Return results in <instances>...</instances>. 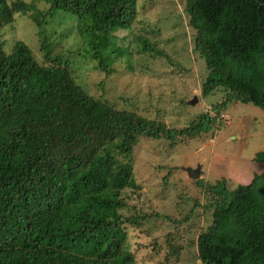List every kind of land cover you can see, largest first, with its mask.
Segmentation results:
<instances>
[{"label": "trees", "instance_id": "1", "mask_svg": "<svg viewBox=\"0 0 264 264\" xmlns=\"http://www.w3.org/2000/svg\"><path fill=\"white\" fill-rule=\"evenodd\" d=\"M35 1L46 7L26 0H9L7 6L26 15L36 35L63 15L79 40L73 55L87 56L105 73L120 55L128 57L116 43L123 37L116 31L131 34L137 0ZM180 1L193 30V49L207 69L201 93L225 91L222 101L183 129L89 94L76 81L73 60L55 53L45 36L39 41L41 60L21 40L6 48L0 41V264H112L126 254L128 226L138 227L150 215L118 212L125 207L122 189L137 186L128 180L130 159L111 169V184L101 180L107 165L116 162L110 153L130 156L139 136L194 137L217 122L230 100L252 103L264 113V0ZM135 40L167 58L155 41L142 35ZM93 132L104 136L106 146L87 165L71 145H85ZM57 144L64 148L61 160L44 165ZM253 160L264 165V150ZM99 182L104 190L92 189ZM199 186L208 197L201 207L210 210V222L196 238L199 262L264 264V168L233 188L224 179ZM106 205L113 206L112 214Z\"/></svg>", "mask_w": 264, "mask_h": 264}, {"label": "rangeland", "instance_id": "2", "mask_svg": "<svg viewBox=\"0 0 264 264\" xmlns=\"http://www.w3.org/2000/svg\"><path fill=\"white\" fill-rule=\"evenodd\" d=\"M26 1L39 9L46 7L35 0ZM7 2L0 0V41L5 42V48L21 40L41 60L39 41L45 36L55 53L73 60L70 66L76 81L89 94L115 108L135 110L178 130L195 122L199 114L209 112L212 104L224 99L223 89H213L206 95L201 93L207 69L193 49V30L180 0H137L131 34L116 31L119 37L123 35L117 45L124 47L129 55L113 60L109 65L113 70L108 73L98 69L87 56L73 55L80 45L70 19L63 15L53 17L44 25L45 33L36 35L26 15L11 13ZM141 35L155 41L167 58L143 50L135 40ZM216 121L209 130L194 137L139 136L130 156L115 153L117 150L110 153L116 162L112 160L107 165L101 180L111 184V169L130 159L128 180L137 186L122 189L125 207L118 212L124 216L150 215L138 227L128 226L126 254L120 253L122 258L117 257L112 264H202L197 259L196 238L209 224L210 210L201 207L208 197L199 184L224 179L233 188L249 182L264 167L253 160L257 151L264 150V113L259 107L230 100L224 103ZM104 141L103 135L93 132L85 145L73 144L71 149L90 165V159L106 146ZM63 150L57 144L53 157L45 159L43 164L58 163ZM196 165L198 175L191 178L184 168ZM92 189L102 190V183ZM106 208L108 213H113V206L106 205ZM156 213L167 215L171 220L155 216ZM117 241L122 244L124 238L118 237Z\"/></svg>", "mask_w": 264, "mask_h": 264}, {"label": "water", "instance_id": "3", "mask_svg": "<svg viewBox=\"0 0 264 264\" xmlns=\"http://www.w3.org/2000/svg\"><path fill=\"white\" fill-rule=\"evenodd\" d=\"M188 174V176H190L191 178H195L198 175L199 172V166L196 165L194 168H190V167H185L184 168Z\"/></svg>", "mask_w": 264, "mask_h": 264}, {"label": "crops", "instance_id": "4", "mask_svg": "<svg viewBox=\"0 0 264 264\" xmlns=\"http://www.w3.org/2000/svg\"><path fill=\"white\" fill-rule=\"evenodd\" d=\"M263 168H264V167H263ZM261 170H262V169H261ZM261 170H260V171H261ZM256 173H257V172H256Z\"/></svg>", "mask_w": 264, "mask_h": 264}]
</instances>
